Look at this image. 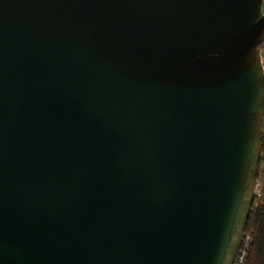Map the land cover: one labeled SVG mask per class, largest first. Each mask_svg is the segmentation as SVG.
Segmentation results:
<instances>
[{
  "label": "water",
  "instance_id": "1",
  "mask_svg": "<svg viewBox=\"0 0 264 264\" xmlns=\"http://www.w3.org/2000/svg\"><path fill=\"white\" fill-rule=\"evenodd\" d=\"M261 5L0 0V264H233Z\"/></svg>",
  "mask_w": 264,
  "mask_h": 264
},
{
  "label": "trees",
  "instance_id": "2",
  "mask_svg": "<svg viewBox=\"0 0 264 264\" xmlns=\"http://www.w3.org/2000/svg\"><path fill=\"white\" fill-rule=\"evenodd\" d=\"M261 153H264V140ZM245 232L250 233L252 238L246 264H264V196L255 197Z\"/></svg>",
  "mask_w": 264,
  "mask_h": 264
},
{
  "label": "built area",
  "instance_id": "3",
  "mask_svg": "<svg viewBox=\"0 0 264 264\" xmlns=\"http://www.w3.org/2000/svg\"><path fill=\"white\" fill-rule=\"evenodd\" d=\"M262 12L264 13V0H262ZM260 62L263 69L264 75V42L260 46ZM264 140V115H263V125H262V142ZM261 165L258 166L257 181L254 190V199L255 197L264 196V153L260 152ZM254 202V201H253ZM252 238L250 233L244 232L241 239V244L239 250L236 254L233 264H246L248 250L251 246Z\"/></svg>",
  "mask_w": 264,
  "mask_h": 264
}]
</instances>
